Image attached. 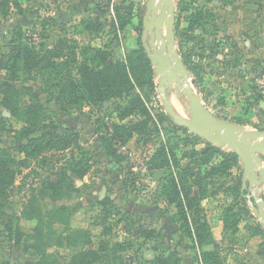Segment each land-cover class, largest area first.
I'll use <instances>...</instances> for the list:
<instances>
[{
	"label": "rangeland",
	"instance_id": "rangeland-1",
	"mask_svg": "<svg viewBox=\"0 0 264 264\" xmlns=\"http://www.w3.org/2000/svg\"><path fill=\"white\" fill-rule=\"evenodd\" d=\"M10 1L8 14L0 16V57L21 42L40 53L63 47V58L71 66L68 72L77 76L76 64L84 56H93L98 48L106 50L108 63H112L125 61L131 52L143 47L140 42L147 0ZM175 4L176 21L180 19L181 31L176 46L181 57L189 61L187 68L191 77L198 80L199 85L196 82L194 90L199 99L219 118L229 119L246 129L264 130V0H176ZM126 6H132V22L122 27ZM199 12L203 15L200 24L189 31L190 16H198ZM188 35L191 40L187 39ZM72 61L76 64H71ZM7 74L0 72V77L4 80ZM153 78L155 93L146 87L136 91L156 123L157 132L150 136L152 140L148 143L139 136L126 144L114 142L117 157L107 155L102 140L109 135L105 126L121 122L112 103L105 102L106 109L84 104L62 110L54 100H49L36 73L22 74L14 82L17 92L12 98L24 103L33 98V93L37 94L49 118L47 123L51 127L48 130L56 126L62 133L77 132L80 144L90 154L91 170L83 179L75 180L78 194H68L57 203L70 206L72 230L92 231L95 243L100 240L133 241V248L121 253L122 264H156L154 259L158 255L168 256L173 252L179 258L177 264H205L200 250L171 223L176 209L173 206L168 209L161 195L164 172L149 170L146 162L161 142L180 147L182 151L196 149L203 152L209 148L204 139L196 141L191 132L185 135L169 122L160 120L159 116L165 111L157 91L155 72ZM170 95L172 102H183L190 108L187 96L178 99L175 93ZM4 99L5 96L0 94V120L6 124V129L0 131V148H15L27 140L15 136L14 130H18L22 122L12 117L3 105ZM119 103L126 106L127 100ZM188 113L194 117L192 112ZM135 118L124 119L122 123H132ZM42 133L36 132L31 137ZM182 138H187L190 145L184 147ZM16 154L17 160L23 159V155ZM43 155L50 160L47 164L33 159L22 167L15 180L11 202L3 208L0 262L34 264L40 257L35 250L24 249L37 225V220L26 216L25 204L32 189L48 174V168L56 161H64L63 155L46 152ZM220 159L217 155L208 166L211 168V164ZM241 174L239 160L230 166L227 176L216 175L209 180L208 197L202 201L214 238L213 244L206 245L204 250L218 255L220 263L217 264H264V229L246 198L247 205L237 202ZM261 194L264 195V190ZM53 205L48 206L53 208ZM12 215L21 217L17 223L25 235L21 247L9 239L5 230ZM234 217L237 222L232 225ZM126 224H133L131 233L125 229ZM142 226L165 236L147 240L133 235L136 228ZM54 229L57 240V236L67 232L69 227L56 224ZM79 250V247L69 245L58 246L55 240L48 247V252L53 253L60 264H70L71 257Z\"/></svg>",
	"mask_w": 264,
	"mask_h": 264
},
{
	"label": "trees",
	"instance_id": "trees-1",
	"mask_svg": "<svg viewBox=\"0 0 264 264\" xmlns=\"http://www.w3.org/2000/svg\"><path fill=\"white\" fill-rule=\"evenodd\" d=\"M11 5L10 0H0V16L8 14ZM132 6H126V16L121 26L132 22ZM202 13L190 16V25L200 24ZM180 19L176 21V39L181 36ZM191 40V36H187ZM142 45V42H140ZM98 54V56H95ZM63 47L56 50L37 52L33 47L20 43L14 46L7 54L0 57V72H8L4 80L0 77V94L5 96L3 105L10 110L12 117L22 122L21 127L15 129V136L20 140H27L25 144L15 148H0V221L4 216L3 208L9 202L14 193V185L17 175L29 160H39L47 164L50 160L43 153H55L63 155V162L56 161L48 168V174L42 178L39 186L32 189L25 204V213L28 219L37 220L33 229V235L24 245L25 251L35 250L40 257L34 264H60L53 253L48 252L49 244L55 240L58 246L69 245L79 247L71 257L70 264H122L121 253L133 248V241H103L93 242L90 230H72L70 227L71 209L66 204H57L65 199L68 194L77 195L79 188L75 184L76 179H83L92 168V159L86 148L79 142V134L73 130L62 133L47 123L49 119L37 94H32L29 102L20 103L14 101L13 94L17 92L14 82L19 80L22 74L36 73L44 84V92L49 100H54L58 107L67 110L74 106L84 104L101 106L106 109L104 103L109 102L115 106V112L121 122L105 126L106 135L102 137L107 155L117 157L115 143L121 141L128 143L135 136L148 143L150 136L157 132V126L151 117L142 96L137 88L146 87L151 93L156 92V84L153 78V66L144 48L131 52L125 61L108 63L109 54L106 50L96 49L93 56H84L83 60L76 64L77 76L68 72L71 67L68 60H64ZM56 59V60H54ZM185 65H189L186 58H182ZM95 64V67H91ZM98 66V69L96 68ZM190 69H193L190 67ZM6 78V79H5ZM197 85L198 80L196 78ZM127 100L123 106L119 102ZM111 108V106H110ZM109 111L106 110V112ZM135 116L132 123H122L124 119ZM162 122H169L185 135L188 130L180 127L165 113L159 116ZM0 131L6 129V124L0 120ZM43 131L40 136L31 137L36 132ZM191 137L200 141L201 138L191 134ZM184 147L190 145L187 138H182ZM1 142V140H0ZM115 142V143H114ZM206 151L181 150L168 142H161L152 155L148 156L146 165L151 171H163L164 183L161 195L169 209L173 206L176 210L171 216V223L183 231V235L190 239L193 246L200 250V256L205 264L220 263L218 255L204 250L206 245L213 244L214 238L211 225L202 207V201L208 197L209 180L214 176H227L231 165L238 163L239 157L233 153H225L221 149L211 146ZM182 151V153H181ZM19 153L23 159L17 160ZM181 153V154H180ZM217 155L222 159L214 161L211 168L208 166ZM66 156H68L66 158ZM16 157V158H15ZM121 159V158H119ZM237 202L247 205L241 193V180L238 183ZM49 204L53 205L50 208ZM106 205V203H104ZM230 213H232L230 211ZM232 215V214H231ZM234 217L232 225L237 221ZM21 221L19 215L10 216L5 225V230L11 241L21 247L25 242V235L18 226ZM56 224L69 227L67 232L57 236L54 226ZM125 229L132 232L133 224H126ZM154 229L136 228L133 235L145 237L147 240L154 237H164L161 232L155 233ZM33 241V242H29ZM176 252L168 256L158 255L156 264H177L179 258ZM0 264H10L0 262Z\"/></svg>",
	"mask_w": 264,
	"mask_h": 264
},
{
	"label": "water",
	"instance_id": "water-1",
	"mask_svg": "<svg viewBox=\"0 0 264 264\" xmlns=\"http://www.w3.org/2000/svg\"><path fill=\"white\" fill-rule=\"evenodd\" d=\"M176 0H147L142 19L141 42L158 77L157 91L165 113L174 124L186 128L211 146L234 152L242 166L241 193L264 229V130L243 126L214 115L199 99L196 80L176 46ZM171 93L189 99L194 117L176 111Z\"/></svg>",
	"mask_w": 264,
	"mask_h": 264
},
{
	"label": "bare ground",
	"instance_id": "bare-ground-1",
	"mask_svg": "<svg viewBox=\"0 0 264 264\" xmlns=\"http://www.w3.org/2000/svg\"><path fill=\"white\" fill-rule=\"evenodd\" d=\"M182 103H180L179 101H174L173 100V104H174V107H175L176 111L179 112L180 114H182L184 117L190 118V114L187 111V107L184 106Z\"/></svg>",
	"mask_w": 264,
	"mask_h": 264
},
{
	"label": "flooded vegetation",
	"instance_id": "flooded-vegetation-1",
	"mask_svg": "<svg viewBox=\"0 0 264 264\" xmlns=\"http://www.w3.org/2000/svg\"><path fill=\"white\" fill-rule=\"evenodd\" d=\"M240 180H241V178H240ZM241 187H242V182H241ZM244 197V196H243Z\"/></svg>",
	"mask_w": 264,
	"mask_h": 264
},
{
	"label": "crops",
	"instance_id": "crops-1",
	"mask_svg": "<svg viewBox=\"0 0 264 264\" xmlns=\"http://www.w3.org/2000/svg\"><path fill=\"white\" fill-rule=\"evenodd\" d=\"M259 264V263H258Z\"/></svg>",
	"mask_w": 264,
	"mask_h": 264
}]
</instances>
